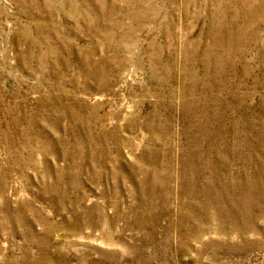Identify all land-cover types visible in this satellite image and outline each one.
Returning a JSON list of instances; mask_svg holds the SVG:
<instances>
[{
  "label": "rangeland",
  "instance_id": "obj_1",
  "mask_svg": "<svg viewBox=\"0 0 264 264\" xmlns=\"http://www.w3.org/2000/svg\"><path fill=\"white\" fill-rule=\"evenodd\" d=\"M0 264H264V0H0Z\"/></svg>",
  "mask_w": 264,
  "mask_h": 264
}]
</instances>
